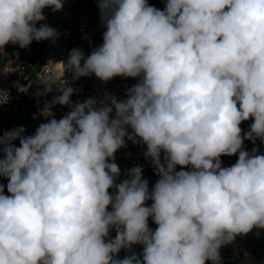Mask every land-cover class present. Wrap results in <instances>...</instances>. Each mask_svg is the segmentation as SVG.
I'll use <instances>...</instances> for the list:
<instances>
[{"label": "clouds", "instance_id": "1", "mask_svg": "<svg viewBox=\"0 0 264 264\" xmlns=\"http://www.w3.org/2000/svg\"><path fill=\"white\" fill-rule=\"evenodd\" d=\"M98 7L103 43L87 57L71 50L72 79L139 82L123 100L105 93L73 103L66 80H42L40 94L59 93L40 111L48 122L34 135L24 127L0 135L8 181L0 184V264H220L222 246L264 229V155L243 149L244 140L264 142V0ZM46 8L59 11L63 0H0V49L58 38L41 23ZM30 87L17 84L21 93ZM57 104L70 107L59 120ZM125 138L146 145L159 176L151 192L140 166L116 183ZM236 154L222 167V156ZM133 245H143L142 257ZM122 249L130 254L119 259Z\"/></svg>", "mask_w": 264, "mask_h": 264}, {"label": "rangeland", "instance_id": "2", "mask_svg": "<svg viewBox=\"0 0 264 264\" xmlns=\"http://www.w3.org/2000/svg\"><path fill=\"white\" fill-rule=\"evenodd\" d=\"M166 2L167 0H147L149 5L160 10L165 8ZM98 3L99 0H63V8L59 11L53 12L49 8L44 9V15L47 19L41 23H47L50 27L54 28L58 33V38L40 42L33 41L28 48H23L26 50L35 68V70L30 68V75L32 76L31 81L34 86H40V80L37 78L36 72L42 70L44 64L49 66L48 70L51 72L48 74V77L56 82H61L64 79L68 82L66 86L72 87L75 90L74 94L71 96L73 103L84 102L89 98L102 100L105 93L115 96L118 100H123L126 98L127 89L139 82V78L130 77H115L110 81L103 82L94 75L80 77L77 80L72 79V73L66 67L71 50L80 48L83 50L85 57H87L94 48L99 47L103 43V32L106 29L102 25ZM37 27H39V23ZM55 44L57 47L56 50H53V47L56 46ZM16 47H19V45L9 43L4 49H0V72L11 67V52ZM59 63L65 66L61 74L55 72V65ZM53 90L51 96H47L46 102L51 101L53 96L59 95L55 87ZM45 103L39 108H35L31 111H23L19 120H9L0 115V135L18 127L25 128V135H34L40 124L48 122L46 118L40 115V111L45 106ZM52 111L55 114V118L59 120L70 111V107L57 104L52 108ZM252 122L253 120L249 119L241 123L242 135L249 130ZM128 131L131 132V129ZM125 139L126 146L119 149L115 154V163L121 170V176L116 180V183H120L123 179L127 178L125 176L127 170L140 166L143 169L142 178L148 180L149 191L151 192L159 176L156 175L154 165L151 163L150 159L145 158L144 153L146 151V145L133 143L127 140V138ZM13 143L19 146V140ZM253 148H257L259 154L264 155V142H261L259 139H257L255 143L244 140V150L251 152ZM220 159L222 161V167H230L236 163L238 154L233 156H222ZM161 160L163 162V153L161 155ZM180 170L190 171L191 168L186 167L181 169V166H177L176 171ZM7 182L6 178L0 177V184L6 186ZM110 191L113 190L110 189ZM4 194L8 195L6 187ZM151 204V200L146 202V206H150ZM148 224L153 231L157 227V225L153 223L151 217L148 220ZM114 232H116L115 229ZM257 232L258 229L254 228L247 235L251 236L250 234H252L257 238ZM262 234V240L264 242V229H262ZM240 237L241 236H237L232 243L221 247L220 264L224 263L226 254L235 251L236 242L238 239L240 240ZM142 250L139 248L138 254H141ZM206 263L212 264L211 261H207Z\"/></svg>", "mask_w": 264, "mask_h": 264}, {"label": "built area", "instance_id": "3", "mask_svg": "<svg viewBox=\"0 0 264 264\" xmlns=\"http://www.w3.org/2000/svg\"><path fill=\"white\" fill-rule=\"evenodd\" d=\"M10 63V68L0 72V115L9 120H19L23 111L28 112L39 108L54 90L46 95L40 94L42 80L48 78V74L51 73L47 64H44L42 70L36 72L40 86L36 87L32 84L30 68L33 70L35 68L25 49L14 48L11 52ZM18 83L26 86L30 83L32 87L27 93H21L17 88Z\"/></svg>", "mask_w": 264, "mask_h": 264}, {"label": "crops", "instance_id": "4", "mask_svg": "<svg viewBox=\"0 0 264 264\" xmlns=\"http://www.w3.org/2000/svg\"><path fill=\"white\" fill-rule=\"evenodd\" d=\"M56 47L57 45L53 47V50H56ZM109 211H111V207H109ZM250 235L251 236H241L240 240H237L235 251L226 254L223 264H264V242L262 240V229H258L257 238H255L252 234ZM115 236L116 232H114L113 228L109 232V238L114 239ZM139 248L142 250L143 245H133L131 251L138 254ZM142 253L143 250L141 254L138 255H142ZM128 254L129 252L122 249L117 258L123 259Z\"/></svg>", "mask_w": 264, "mask_h": 264}, {"label": "bare ground", "instance_id": "5", "mask_svg": "<svg viewBox=\"0 0 264 264\" xmlns=\"http://www.w3.org/2000/svg\"><path fill=\"white\" fill-rule=\"evenodd\" d=\"M65 69V66L61 63L55 65V72L60 73Z\"/></svg>", "mask_w": 264, "mask_h": 264}]
</instances>
